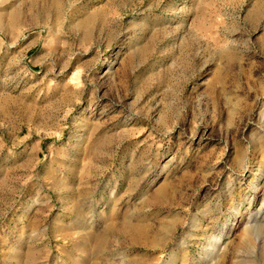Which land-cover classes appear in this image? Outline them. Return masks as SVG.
<instances>
[{"label": "rangeland", "instance_id": "obj_1", "mask_svg": "<svg viewBox=\"0 0 264 264\" xmlns=\"http://www.w3.org/2000/svg\"><path fill=\"white\" fill-rule=\"evenodd\" d=\"M0 264H264V0H0Z\"/></svg>", "mask_w": 264, "mask_h": 264}]
</instances>
